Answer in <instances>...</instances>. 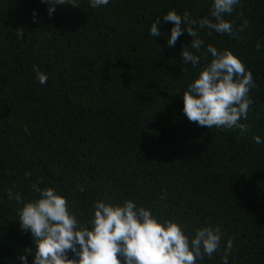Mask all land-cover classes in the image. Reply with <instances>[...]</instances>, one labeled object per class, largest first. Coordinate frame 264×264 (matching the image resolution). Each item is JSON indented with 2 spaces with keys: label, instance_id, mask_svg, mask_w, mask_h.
I'll return each instance as SVG.
<instances>
[{
  "label": "trees",
  "instance_id": "obj_1",
  "mask_svg": "<svg viewBox=\"0 0 264 264\" xmlns=\"http://www.w3.org/2000/svg\"><path fill=\"white\" fill-rule=\"evenodd\" d=\"M210 4L111 0L93 9L79 0L49 17L39 0H0V264H20L34 249L19 226L22 205L7 192L27 201L40 181L61 191L82 221L97 199H131L188 230L218 224L221 252L233 242L229 264H264V143L253 139L264 140V0H241L226 16L235 35L200 32L252 72L243 134L187 120L179 93L195 69L179 57L192 37L185 32L169 47L166 35L149 32L160 19L169 33L172 23L158 17L169 9L199 18ZM33 65L47 73L46 84ZM199 264H221V254Z\"/></svg>",
  "mask_w": 264,
  "mask_h": 264
},
{
  "label": "clouds",
  "instance_id": "obj_2",
  "mask_svg": "<svg viewBox=\"0 0 264 264\" xmlns=\"http://www.w3.org/2000/svg\"><path fill=\"white\" fill-rule=\"evenodd\" d=\"M46 5L51 17L58 5L79 7V0H39ZM111 0H88L91 8L106 6ZM241 4V0H211L209 14L193 18L187 11L182 15L169 9L162 17L171 22L169 33L160 31V19L150 23L152 37L166 35L169 47L186 32L191 41L180 51L183 65L195 71L186 89L180 92L182 112L190 122L207 128L239 129L246 133V120L252 99L249 95L255 87L252 72L240 58L228 48L205 44L201 30L207 35H235L233 22L226 19ZM38 22V14L32 11ZM247 21L239 28L243 31ZM23 31L17 33L22 36ZM259 49L261 45L257 43ZM184 69L182 68V71ZM36 80L44 85L47 73L33 65ZM257 144L264 143L254 136ZM32 174L25 173L27 180ZM43 181L32 182L30 187L36 196L25 201L19 193L8 190L7 196L22 205L18 209L21 231L30 233L34 249L18 257L20 264H199L205 256L221 254V264H229L233 242L224 241L218 224L205 222L188 230L172 218L154 215L150 208L138 205L134 200L120 202L97 199L86 221L70 210L67 197L54 187H40ZM81 192L84 188L77 185ZM71 254V255H70Z\"/></svg>",
  "mask_w": 264,
  "mask_h": 264
}]
</instances>
